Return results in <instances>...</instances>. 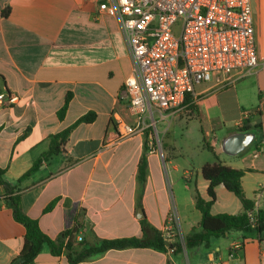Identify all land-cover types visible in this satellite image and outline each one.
<instances>
[{"label":"crops","instance_id":"obj_1","mask_svg":"<svg viewBox=\"0 0 264 264\" xmlns=\"http://www.w3.org/2000/svg\"><path fill=\"white\" fill-rule=\"evenodd\" d=\"M259 61L253 74L232 87L209 91L210 84H199L193 101L206 117L204 132L201 126L203 140L205 135L221 162L245 170L246 194L256 201V208H264L262 35ZM132 70L119 21L114 15L99 13L97 0H0V94L19 97L15 103L0 104V166L6 168V181L17 185L50 149L55 134L82 116L96 113L93 122L78 124L62 150L19 183L14 192L0 185V264H11L19 255L26 233L25 226L14 218L12 194L19 196L24 213L38 220L53 239L73 227L76 215L81 214L83 226L76 241L86 245L133 236L152 239L154 230L163 235L166 225L173 228L168 245L184 243L200 224L196 192L208 199L209 185L202 168L217 159L211 155L197 163L182 160L184 148L176 141L165 142L172 120L181 113L155 114L152 136L148 131L115 141L118 118L136 122L124 94V81ZM68 94L71 101L60 118ZM188 111L189 119L198 118ZM242 119L244 126H237ZM160 122H169L162 130L163 140L157 128ZM220 127L226 131L222 140L237 131L255 132L253 148L234 156L224 153L222 140L215 133ZM152 142L156 144L153 151ZM143 155L148 176L140 196L138 166ZM180 171L184 175H179ZM216 193L213 214L243 212L239 198L224 185H219ZM33 264L71 262L67 250L54 255L45 246ZM77 264H264V240L244 238L241 232L232 231L213 237L211 247L203 243L178 251L111 249Z\"/></svg>","mask_w":264,"mask_h":264},{"label":"built area","instance_id":"obj_2","mask_svg":"<svg viewBox=\"0 0 264 264\" xmlns=\"http://www.w3.org/2000/svg\"><path fill=\"white\" fill-rule=\"evenodd\" d=\"M97 1L99 13L118 19L133 62L124 94L136 122L118 118L116 142L148 131L154 135L155 114L180 113L199 84L220 91L260 64L255 0ZM18 100L17 95L0 94V104ZM244 120L236 125L243 127ZM155 147L152 142L150 150ZM163 236L172 238V226L166 225Z\"/></svg>","mask_w":264,"mask_h":264},{"label":"trees","instance_id":"obj_3","mask_svg":"<svg viewBox=\"0 0 264 264\" xmlns=\"http://www.w3.org/2000/svg\"><path fill=\"white\" fill-rule=\"evenodd\" d=\"M71 94H68L64 106L59 112L60 118L66 114L68 106L71 101ZM186 103H190L188 110L197 114L201 123L202 131L204 132L205 114L201 107L195 104L193 96L187 97ZM96 119V113L91 112L80 119L73 125L67 127L61 132L55 134L51 139L50 149L43 153L32 165V167L22 175L18 184L24 179L31 176L44 162L48 161L51 156L60 152L70 137L73 129L80 123H91ZM248 130V128H245ZM204 142L207 148L213 152L217 157V151L209 143L207 137L204 135ZM146 149L148 146L146 144ZM6 168L0 166V185L7 188L8 191L14 192V188L5 179ZM203 177L209 182L208 185V199L202 197L197 190L196 192V207L202 213V219L198 226L194 227L190 234L182 241L168 245L167 240L157 230H154V237L139 238V237H124L115 239H103L96 244L86 245L83 241L77 242L76 238L79 234L83 220L81 214L76 215L74 226L66 229L61 233L57 239H53L46 234L39 225L38 220L26 215L22 210L20 198L18 195L12 194L10 196L14 218L22 223L26 228L24 236V244L19 255L12 261L11 264H33L43 250L47 246L54 255H60L63 250H67L68 258L71 264H77L94 256L103 254L111 249H124L129 247H154L158 250H167L174 248L175 250H182L185 246L187 249L195 248L203 243L211 247V239L226 235L232 231H239L244 238L257 236L258 239L264 240V208H256V201L249 198L243 186V177L245 170L230 167L220 160L213 163H207L202 168ZM148 176V162L146 156L143 155L138 166V182L140 185V196L143 193ZM219 185H224L227 190L234 193L243 205V212L232 213H212V206L216 202L217 193L216 188ZM264 190V189H263ZM53 203L48 207L51 209ZM253 213V218L250 213ZM184 244V246H183Z\"/></svg>","mask_w":264,"mask_h":264},{"label":"rangeland","instance_id":"obj_4","mask_svg":"<svg viewBox=\"0 0 264 264\" xmlns=\"http://www.w3.org/2000/svg\"><path fill=\"white\" fill-rule=\"evenodd\" d=\"M258 2L259 4H258L257 15H258L259 31H260V35H262V38H264V0H259ZM189 106L190 103H187V106L180 112L182 115L178 114V116L172 120L171 122L172 125L169 129L165 142L176 141L180 146L184 148L181 159L182 160L186 159L197 163L198 161H200L201 157L204 156L209 157L214 154L205 145V142L203 140V134L201 132V125L198 118L193 117L189 119L187 117L190 116L191 114L188 111ZM250 118L252 119V115ZM168 124L169 122H164V123L160 122L157 125L161 140L164 139L162 130L166 128ZM215 133L217 138L222 140L223 136L226 134V131L220 127L215 129ZM252 148L253 146H250L246 151H249ZM216 159L219 160V158L217 157ZM179 175H184L183 171H180ZM181 179L183 178L181 177ZM185 180L186 179H183V182H185ZM263 202H264V198H263Z\"/></svg>","mask_w":264,"mask_h":264},{"label":"water","instance_id":"obj_5","mask_svg":"<svg viewBox=\"0 0 264 264\" xmlns=\"http://www.w3.org/2000/svg\"><path fill=\"white\" fill-rule=\"evenodd\" d=\"M257 134L252 131H237L227 135L221 143L224 153L234 156L244 152L256 139Z\"/></svg>","mask_w":264,"mask_h":264}]
</instances>
